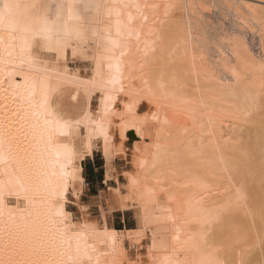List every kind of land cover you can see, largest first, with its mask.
Wrapping results in <instances>:
<instances>
[{"label":"bare ground","instance_id":"6f19581e","mask_svg":"<svg viewBox=\"0 0 264 264\" xmlns=\"http://www.w3.org/2000/svg\"><path fill=\"white\" fill-rule=\"evenodd\" d=\"M141 2L158 6L145 10L148 20L143 31L146 34L151 28L155 34L159 30L163 44L149 58L151 70L141 69L138 61L127 70L122 83L126 91L116 96L115 105L103 121L107 140L102 134L93 135L90 147L82 149L83 156L76 162L82 168L76 175L82 179L69 188L68 199H81L86 183L84 163L99 154L103 182L108 188L89 201L99 205L100 221L88 216V205L78 204L77 209L81 220L91 223L101 234L103 243L97 245L99 264H167L168 258L175 264H243L250 252L261 259L264 223L260 219L253 224L257 209L248 205L250 189L247 191L245 181L258 175L260 169L264 172V119L261 126L257 119H250L254 114L264 117V0ZM169 3L180 7L166 17L164 5ZM185 4L189 5L186 11ZM161 20L166 22L161 24ZM145 38L153 39L154 35ZM160 64L167 65L162 78ZM80 67L83 70L78 74L91 78L92 65ZM141 71L149 73L147 83ZM81 100L68 99L66 103L75 106ZM92 104L100 107L95 91ZM258 111L263 113L257 116L261 113ZM249 122L259 126L255 129L252 123L255 135L247 131L251 143H255L252 145L258 146L252 154L246 149L244 152L239 141ZM192 148L198 151L193 153ZM257 150L259 153L254 154ZM251 155H260L261 166ZM221 156L229 165L228 171L220 163ZM252 161L260 169L253 168ZM237 162L239 175L231 168ZM260 175L264 177V173ZM230 177L242 186L246 200L237 202ZM73 187L78 199L72 194ZM201 207L218 211L219 218L202 213ZM126 211H131L134 227L118 230L109 225V214ZM235 216L252 223L251 229L241 221L236 225L238 230L235 226L229 230V222L238 220ZM234 230L230 241L229 237L227 242L220 237L223 231ZM234 244L242 249L236 247L240 251L235 248L237 251L232 252ZM127 245L136 257L130 256Z\"/></svg>","mask_w":264,"mask_h":264},{"label":"snow or ice","instance_id":"6c2138e0","mask_svg":"<svg viewBox=\"0 0 264 264\" xmlns=\"http://www.w3.org/2000/svg\"><path fill=\"white\" fill-rule=\"evenodd\" d=\"M150 7L158 6L141 0H0V264H99L101 234L69 207L75 203L69 188L82 179L76 162L93 135L107 140L103 121L126 91L127 70L137 61L151 70L149 58L163 44L159 30L143 31ZM178 7L165 4V16ZM89 64L92 76L85 79L78 72ZM166 70L159 65L161 78ZM148 74L140 73L145 83ZM68 99L81 102L69 106ZM220 163L229 170L223 156ZM231 168L240 174L239 162ZM232 184L237 202L246 200L239 182ZM72 194L78 199L74 187ZM200 211L219 218L218 211ZM167 264L175 262L168 258Z\"/></svg>","mask_w":264,"mask_h":264},{"label":"rangeland","instance_id":"374dc122","mask_svg":"<svg viewBox=\"0 0 264 264\" xmlns=\"http://www.w3.org/2000/svg\"><path fill=\"white\" fill-rule=\"evenodd\" d=\"M218 19V18H217ZM216 21V18H214L213 19V22H215ZM217 22V21H216ZM215 22V23H216ZM227 27H228V25H227ZM254 51H256V50H254ZM263 73H264V71H263ZM262 73V74H263ZM263 76H264V74H263ZM263 111V110H262ZM258 112H261V111H258ZM263 112H261V113H259V114H257V116L258 115H261ZM262 115H264V113L262 114ZM253 117V118H252ZM255 117V118H254ZM260 118V121H258V119ZM259 118H257L256 117V115L254 114V116L252 115L251 117H250V119L251 120H255V119H257V123H258V125L260 124V126H261V123H262V120L264 119V117L263 116H261V117H259ZM261 118H263V119H261ZM253 120V121H254ZM256 121V120H255ZM264 121V120H263ZM250 123V124H249ZM248 123V125H247V130H246V126L245 127H243V129H245L244 130V132H246L245 134L246 135H243L244 134V132L242 133V136L240 135L241 133H239V137L241 138L239 141L241 142V144H243L244 145V149L243 150H248V154H250V152H251V154H252V152L253 151H256V147H258V146H256V145H252V143L253 144H255L254 142H252L251 143V141H250V139H249V137L251 136V135H248V133H249V131H251L252 132V127H254V125H252V123H254V124H256L255 125V129L256 128H258L257 127V123H255V122H249ZM250 125V126H249ZM249 126V127H248ZM252 126V127H251ZM249 129V130H248ZM247 131H248V133H247ZM257 131V130H256ZM255 131V132H256ZM250 132V134H254L255 135V132L253 131L252 133ZM248 135V136H247ZM253 136V135H252ZM248 137V138H247ZM251 138V137H250ZM253 138V137H252ZM254 138H255V136H254ZM253 138V139H254ZM248 139V140H247ZM253 139H252V141H253ZM243 141V142H242ZM250 141V142H249ZM237 143H238V145L240 144L238 141H237ZM240 144V145H241ZM243 145H241V147H243ZM246 145H248V146H246ZM249 145H251V147L249 146ZM253 146H254V148H253ZM240 147V146H239ZM240 147V148H241ZM246 147V148H245ZM250 148H252V150L250 149ZM242 149V148H241ZM241 149H239V150H241ZM259 149V148H258ZM246 150L244 151V152H246ZM242 151V150H241ZM250 151V152H249ZM258 151V150H257ZM238 152H240V151H238ZM238 152H237V154H238ZM243 152V151H242ZM239 153V154H243V153ZM259 153V151L258 152H254V154H258ZM244 154H246V153H244ZM244 154H243V156H244ZM246 156H247V154H246ZM244 156L245 158H248L249 156ZM251 156H253V155H251ZM255 156V155H254ZM252 157L253 158V161L256 159H258L259 160V164L261 163L260 162V155L258 156V155H256V156H258V157ZM243 157V158H244ZM240 159H243V158H241V157H239ZM250 159L249 160H251V157H249ZM255 158V159H254ZM245 160V159H244ZM242 161V162H244L245 163V161ZM247 160V159H246ZM255 160V161H256ZM253 161H252V163H253ZM251 162V161H250ZM248 163V161L246 162V164ZM255 163L256 162H254L253 163V166H251L252 164L251 163H249V164H251L250 166L251 167H253V168H255L256 166H257V164L258 163H256V165H255ZM244 165V164H243ZM248 165V164H247ZM260 166H261V164H260ZM260 166H257L258 168L260 167ZM256 167V168H257ZM246 168V167H245ZM249 168V167H248ZM257 168V169H258ZM247 169V168H246ZM260 169V168H259ZM251 170H253V169H251ZM256 169H254L253 171H255ZM261 170V169H260ZM260 170H258L259 172H260ZM257 171V172H258ZM256 172V171H255ZM259 172H258V175L255 173V175L254 174H251L252 176L254 175L255 177H256V175L258 176V177H252V178H247V180L245 181V183H246V185L245 186H247V191H248V189H250L248 192H250V195H249V198H248V205L249 206H251V205H255L254 206V208L255 209H257L256 210V215H254V221H253V224L256 222V221H259L260 219L261 220H263V223H264V187H263V185H264V183H263V181H262V179L264 178L263 177V175H260V174H263L264 172H263V170H262V173L260 172V174H259ZM250 173H251V171H250ZM253 173V172H252ZM251 175H249V177L251 176ZM259 176H260V178H259ZM263 178H262V177ZM84 177H85V187H84V191H83V194H81V199H79L78 201H76V200H71V201H75L76 203H72V204H70L69 205V207H71V208H74V209H78V208H76V206H77V204H81V205H88V210H87V214H88V216L89 217H91V218H93V219H95V220H97L98 222L100 221L99 219V217H100V210H99V205L98 204H93V205H91L90 204V199H94V198H97V196L99 197L100 195V193H102L103 191L105 192L106 190H107V186L106 185H104V171H103V164H102V160H101V157H100V155L99 154H95V156H94V158H92V159H90V160H87L85 163H84ZM246 177H248V176H246ZM262 178V179H261ZM252 179H256V180H252ZM259 180V181H258ZM261 180V181H260ZM252 181V182H251ZM255 181H258L257 183L255 182ZM249 183V184H248ZM259 183V184H258ZM109 186H113L112 184H110ZM263 190V191H262ZM262 191V192H261ZM252 192V193H251ZM254 197H255V199H254ZM256 200V201H255ZM254 202V203H253ZM86 203V204H85ZM89 203V204H88ZM251 204V205H250ZM91 205V206H90ZM261 210V211H260ZM90 211V212H89ZM260 211V212H259ZM259 215V216H258ZM261 216V217H260ZM236 217V216H235ZM238 217V216H237ZM236 217V219H238V220H235V219H233L234 221H235V223H234V221L233 220H231V222H229V226H231L230 228H228L229 230H233V228H234V226H235V229H237L238 230V227H236V225H238L239 223H241V221H243L242 223L244 224L243 226H245L246 228H248V225H249V228L251 229V227H252V225L250 224V222L248 221V219H247V221L248 222H246V219H245V221H244V219L242 218L241 219V217H239V218H237ZM256 220V221H255ZM228 221V220H227ZM108 222H109V225L110 226H112V227H114V228H116V229H124V228H132V227H134V223H133V217H132V213H131V211H126V212H124V213H122V212H113V213H111V214H109V216H108ZM237 223V224H236ZM247 223H248V225H247ZM262 223V224H263ZM240 225V224H239ZM233 226V227H232ZM251 226V227H250ZM262 226H264V224L262 225ZM240 227V226H239ZM248 228V229H249ZM227 230V229H226ZM228 231V230H227ZM235 231L236 230H234V233H233V231H232V233H230V232H226V231H223L221 234V236H220V234H218L220 237H223V241L224 242H227L228 241V239L230 238V236H232L233 234H235ZM224 233V234H223ZM226 233H227V236L225 237V235H226ZM249 233H251L250 231H249ZM229 234V235H228ZM232 234V235H231ZM251 234H253V233H251ZM216 235L217 234H213V237L214 238H216ZM212 237V238H213ZM227 237H229V238H227ZM234 237V236H233ZM233 237H231L232 239H233ZM231 238L229 239V241L231 240ZM230 243H234V241L232 242H230ZM261 244H263V246H264V239H263V241L261 242ZM239 245H243V244H240L239 243ZM239 245L238 244H236V246H235V244L233 245V247L231 246V249H232V252L234 251H237L238 249H242V247H240L239 248ZM263 246H261V247H263ZM127 247L129 248V253H130V256L132 257L133 255V257H136V255H137V253L136 252H132L133 250L131 249V247L130 246H128L127 245ZM238 249H237V248ZM235 248L237 249V250H235ZM262 250V249H261ZM240 250H238L237 252H239ZM263 251H264V248H263ZM135 253V254H134ZM251 253H253V252H250L248 255H250V256H248V255H246L247 257H245V259L247 258V260H246V263L245 262H243V264H254L253 263V261L254 260H257V264L258 263H263L264 261H262L263 259H262V256H264V253H263V255L261 256V259H259V257L260 256H256L255 257V255H253V254H251ZM140 255H142L143 257H144V252L142 251L141 253H140ZM252 255H253V257H252ZM245 259H244V261H245ZM253 260V261H252ZM259 260V261H258ZM260 260L262 261V262H260ZM252 261V262H251Z\"/></svg>","mask_w":264,"mask_h":264},{"label":"trees","instance_id":"16d2710c","mask_svg":"<svg viewBox=\"0 0 264 264\" xmlns=\"http://www.w3.org/2000/svg\"><path fill=\"white\" fill-rule=\"evenodd\" d=\"M128 229H129V228H128ZM118 230H121V229L118 228Z\"/></svg>","mask_w":264,"mask_h":264}]
</instances>
